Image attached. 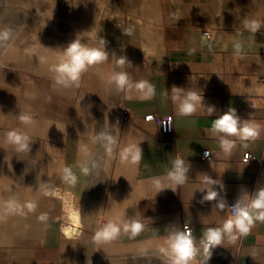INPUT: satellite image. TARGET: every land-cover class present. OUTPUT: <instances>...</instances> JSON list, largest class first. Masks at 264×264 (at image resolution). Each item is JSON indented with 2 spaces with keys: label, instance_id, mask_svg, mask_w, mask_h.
I'll list each match as a JSON object with an SVG mask.
<instances>
[{
  "label": "crops",
  "instance_id": "obj_1",
  "mask_svg": "<svg viewBox=\"0 0 264 264\" xmlns=\"http://www.w3.org/2000/svg\"><path fill=\"white\" fill-rule=\"evenodd\" d=\"M101 1L108 5L113 0ZM114 1L125 6L127 17L105 15L96 21L90 40L82 43L98 47L104 38L109 61L84 73L79 87L55 85L49 71L72 41L14 47L0 66V201L14 195L21 204L37 203L34 212L0 221L2 264H88L95 256L159 250L169 231L183 230L184 223L193 226L200 248L196 261L202 262V233L222 227L231 215L230 204L242 195L248 193L251 199L264 188V82L257 80L264 75V27L254 34L244 27L213 25L211 0ZM236 43L241 45L239 54ZM113 54L128 62L116 67ZM114 71L126 72L133 83L150 82L155 96L142 99L135 89L117 93L107 83ZM173 86L199 92L205 108L215 111L178 115ZM229 108L262 128L255 141L236 140L231 155L207 131ZM123 110L129 119H122ZM20 112L31 115L35 124H22ZM147 114L173 116V132L164 133L160 122L145 119ZM14 129L28 135L30 152L17 153L7 143L6 134ZM101 132L117 139L112 159L95 142ZM130 145L142 149L138 165L120 160L119 152ZM206 149L209 159H203ZM247 151L254 160L243 161ZM177 158L190 168L186 183L157 193L153 179L165 177ZM81 165L89 166L88 175L82 174ZM64 167L78 177L74 186L61 180ZM206 175L220 182L213 188L226 202L224 210L217 201L201 203L207 189H200L209 187ZM58 189L63 195L50 194ZM67 192L83 223L81 233L70 238L63 233ZM41 215L47 219L41 221ZM114 218H135L144 231L135 238L122 232L114 241L96 244V231ZM207 264H264V221H254L250 233L237 234L235 242L225 239Z\"/></svg>",
  "mask_w": 264,
  "mask_h": 264
},
{
  "label": "clouds",
  "instance_id": "obj_2",
  "mask_svg": "<svg viewBox=\"0 0 264 264\" xmlns=\"http://www.w3.org/2000/svg\"><path fill=\"white\" fill-rule=\"evenodd\" d=\"M243 26L255 34L264 26V23L256 19L244 20ZM14 38V33L10 30H0V46L7 45ZM105 45L106 41L104 38L99 40L98 47H89L78 39L72 41L66 48L61 50L57 63L49 68L54 84L65 89L79 87L84 73L90 68L109 61V54L105 51ZM240 47V43H236L237 54H239ZM34 55L39 57L38 53ZM112 61L115 62L118 68H122L128 62L127 57L116 58L115 54H113ZM107 83L112 85L117 93H127L135 89L141 93L142 99H151L155 96L153 84L148 81L133 83L128 74L123 71H114L109 76ZM182 90L184 89L176 86L172 88V101L176 106L178 115L191 116L202 109H206L207 115H211L215 111V108L211 106L205 108L203 95L199 92L193 90L183 92ZM252 106L255 108L254 104ZM19 120L26 126L35 124V120L31 115L22 112L19 113ZM56 126L60 129L58 125ZM207 131L219 140L221 150L225 154L231 155L236 146V140L255 141L260 137L262 128L259 124L244 122L237 115L235 108H229L223 115L212 121L211 128ZM6 140L7 143L15 147L17 153L30 152L31 150V141L28 135L22 131L16 129L8 131ZM95 142L101 144L109 159L115 156L118 142L113 135L101 132L95 137ZM84 151L87 152V149ZM209 155L210 153H205V157ZM119 157L121 162L138 165L143 158V152L139 145H130L119 152ZM245 160L247 162L248 157H245ZM80 167L82 174H89L90 168L88 165H81ZM95 167L96 164L93 162L91 168L94 169ZM189 169V167L185 166L184 160L177 158L165 177L153 179L152 183L157 189V193L164 189L175 191L177 186L184 185L188 179ZM60 178L64 183L72 186L78 181V177L74 174L71 167L62 168L60 170ZM165 181H167V185H165ZM204 183L209 185V187L200 189L202 192L207 189L201 203L204 201H217L216 206L220 210H224L226 202L220 198L218 191L213 188V185L220 182L206 175ZM36 208L37 203L35 201L21 204L14 195L10 196L7 200L0 201V221L6 220L10 215H24L25 210L29 213L34 212ZM228 209H230L231 215L224 221L222 227H210L202 233L201 243L203 245L204 259L200 264H207L212 257L213 249L223 245L225 239L235 242L237 234L247 235L250 233L254 226V221H264V188L257 190L251 199H248V193H245ZM39 219L45 221L47 217L41 215ZM143 231L144 225L135 218L128 221L114 218L103 224L96 231L93 241L98 245H102L116 240L122 232L135 238ZM159 252L163 254L165 264H197L196 257L200 253V248L197 247L192 232L187 226L183 230L173 227L167 234L163 246L159 248Z\"/></svg>",
  "mask_w": 264,
  "mask_h": 264
},
{
  "label": "rangeland",
  "instance_id": "obj_3",
  "mask_svg": "<svg viewBox=\"0 0 264 264\" xmlns=\"http://www.w3.org/2000/svg\"><path fill=\"white\" fill-rule=\"evenodd\" d=\"M124 7L114 0L108 5L101 0H0V30H10L15 36L7 45L0 46V66L14 47L21 49L38 42L52 44L75 39L87 42L100 17L126 18ZM210 7L215 26L244 27V20L253 19L264 23V0H211ZM3 161L0 156V168L4 166ZM64 224L67 225L66 216ZM4 242L0 233V264L4 258ZM88 264H165V258L159 250L147 249L135 255L95 256Z\"/></svg>",
  "mask_w": 264,
  "mask_h": 264
},
{
  "label": "bare ground",
  "instance_id": "obj_4",
  "mask_svg": "<svg viewBox=\"0 0 264 264\" xmlns=\"http://www.w3.org/2000/svg\"><path fill=\"white\" fill-rule=\"evenodd\" d=\"M92 14V13H91ZM94 25V24H93ZM95 26V25H94ZM93 26V27H94ZM92 29V28H91ZM94 32V31H92ZM2 66V65H1ZM2 69V68H1ZM8 81V80H7ZM27 82V81H26ZM25 82V83H26ZM9 83V82H8ZM7 83V84H8ZM4 84V83H3ZM24 84V83H23ZM33 85V84H32ZM34 86V85H33ZM23 87V86H22ZM22 87L20 88L21 90H24V87L22 89ZM31 87V86H28ZM19 89V90H20ZM29 89V88H28ZM17 90V89H16ZM15 90V91H16ZM20 90V91H21ZM26 90V89H25ZM30 91V90H29ZM32 92V91H31ZM34 92V91H33ZM50 194L55 195V196H61L63 195L62 190H53ZM72 195L67 192L65 193V204H64V212L66 215V219H67V225H65L63 227V233L65 235H67V237H74L78 234L81 233V227H82V216H81V212L78 208L75 207V204L72 202L71 199ZM197 264H200L199 261H197Z\"/></svg>",
  "mask_w": 264,
  "mask_h": 264
},
{
  "label": "built area",
  "instance_id": "obj_5",
  "mask_svg": "<svg viewBox=\"0 0 264 264\" xmlns=\"http://www.w3.org/2000/svg\"><path fill=\"white\" fill-rule=\"evenodd\" d=\"M206 33L209 35V31H206ZM257 80L259 82H264V75L258 76L257 77ZM121 116H122V119L123 120H127V119L130 118V114H129V112L127 110H123ZM149 117H151V119H149ZM145 119L147 121L156 120V121L160 122L161 125H162V130H163L164 133L171 134L173 132V116L160 117L157 114H147L145 116ZM206 152L210 153V150L209 149H206L204 151V153H203V159H209L210 158V155L207 156V157H205V153ZM245 157H248V161L255 159V157L252 156V154L249 151H247V152L244 153L243 161L246 162ZM232 205H234V204H230L229 207H231ZM230 213H231V211H230ZM185 226H187L191 230V232H193V226L191 224L184 223L183 224V229L185 228Z\"/></svg>",
  "mask_w": 264,
  "mask_h": 264
}]
</instances>
